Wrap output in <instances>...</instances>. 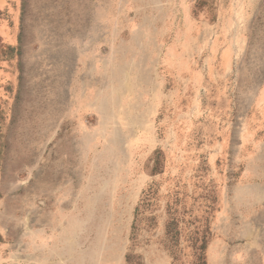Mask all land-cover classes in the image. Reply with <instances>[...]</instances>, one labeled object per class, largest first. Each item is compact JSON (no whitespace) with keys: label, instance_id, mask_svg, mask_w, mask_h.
<instances>
[{"label":"rangeland","instance_id":"obj_1","mask_svg":"<svg viewBox=\"0 0 264 264\" xmlns=\"http://www.w3.org/2000/svg\"><path fill=\"white\" fill-rule=\"evenodd\" d=\"M32 212L81 264H264V0H0V244Z\"/></svg>","mask_w":264,"mask_h":264},{"label":"crops","instance_id":"obj_2","mask_svg":"<svg viewBox=\"0 0 264 264\" xmlns=\"http://www.w3.org/2000/svg\"><path fill=\"white\" fill-rule=\"evenodd\" d=\"M49 229L45 219L39 213L32 212L28 226L20 220L15 227L8 230L9 233L0 244V249H8V253H4L7 258L0 254V259H7L8 264H81L80 258L74 256L73 244L69 243L68 246L66 242V251L62 250L56 235L49 233ZM60 250L64 252L61 254Z\"/></svg>","mask_w":264,"mask_h":264},{"label":"trees","instance_id":"obj_3","mask_svg":"<svg viewBox=\"0 0 264 264\" xmlns=\"http://www.w3.org/2000/svg\"><path fill=\"white\" fill-rule=\"evenodd\" d=\"M208 0H199L200 3H206ZM7 50L9 51L7 53V55L13 56V52L15 51V48L11 45H7L6 46ZM160 165V161L159 159L156 157V161H155V168L154 169H158ZM155 193V189L153 187V185L149 184L148 187L144 190H142L140 197L141 199L137 202L135 209H134V220H133V224L131 226V237L130 239L132 241H134L135 239V235L137 234V229H138V224L139 222H141V220L143 219L142 214L143 212L146 210V208L150 205V203L153 201V195ZM166 233L167 235H170L172 238L175 236L177 237V230L174 227V220L170 219L167 224H166ZM174 237V238H175ZM171 238V239H172ZM206 240L203 238L200 242V244L198 245V255L196 257V261L197 264H206L205 261V249H206ZM127 255H126V259H127Z\"/></svg>","mask_w":264,"mask_h":264},{"label":"bare ground","instance_id":"obj_4","mask_svg":"<svg viewBox=\"0 0 264 264\" xmlns=\"http://www.w3.org/2000/svg\"><path fill=\"white\" fill-rule=\"evenodd\" d=\"M100 104V103H99ZM104 110V109H103ZM108 114V113H107ZM103 117H104V114H103ZM105 117H108V116H105ZM107 120V119H106ZM113 135V134H112Z\"/></svg>","mask_w":264,"mask_h":264}]
</instances>
